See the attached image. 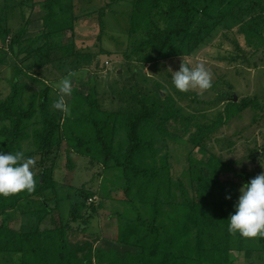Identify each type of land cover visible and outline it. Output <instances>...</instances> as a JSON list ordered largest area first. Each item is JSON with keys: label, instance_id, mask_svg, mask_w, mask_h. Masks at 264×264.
<instances>
[{"label": "rangeland", "instance_id": "374dc122", "mask_svg": "<svg viewBox=\"0 0 264 264\" xmlns=\"http://www.w3.org/2000/svg\"><path fill=\"white\" fill-rule=\"evenodd\" d=\"M20 1L0 0V8ZM36 1L25 0L26 11ZM249 1L227 0L228 3L219 8L208 4L206 13L202 10V0H192L193 15L207 23H203L205 28L198 41L193 35L200 24L190 22L181 33L172 36L163 52L147 48L135 53L134 38L129 34L132 0H73L77 18L73 29L63 32L62 43L73 41L89 56V60L78 65L74 58L61 61L40 77L54 88L61 79L69 77L72 88L84 93L93 92L103 111H142L144 103L149 108L141 123L144 139L151 140L150 153L153 159H157L155 167L159 172L164 168L159 158L163 155L169 158L170 168L165 172H169L176 183L173 192L177 198H180L181 182L186 196L195 201L199 196L214 200L229 196L236 202L241 185L264 172V51L246 57L251 49L245 47L243 35L235 30L246 19L263 12L264 0L249 14H240L239 17L219 18V11L223 14L229 7L239 11ZM31 8V23L24 33L25 38L37 34L38 19L43 14L37 4ZM100 10L103 14L98 18ZM19 11L14 6L2 12L1 25L16 30L21 20ZM179 19L177 14H172L169 20H161L159 24L162 27L173 26ZM259 27L264 29V24ZM1 35L6 40L0 43V93L5 95L9 91V81L15 75L17 62L7 50L11 35L5 31ZM192 44L194 48L189 50ZM182 63L190 67L204 64L211 75L212 87L203 95L198 89L183 93L177 91L172 84V76ZM18 80L20 83L25 81L29 91L38 89L37 82L21 74ZM234 95L236 99L233 101ZM65 101L69 105L70 96H66ZM111 125L115 130L112 132V147H118L124 153L128 143L126 132L120 123ZM164 131L170 136L167 141ZM21 149L33 150L32 139L23 141ZM54 149L46 162L56 182L54 192L47 191L45 197H36L28 205L20 203L2 212L0 225L4 223L13 230L32 232L49 229L61 221L70 228L68 241L72 246L93 241V246L130 251L139 256L142 245L146 248L150 241L148 235L137 233L143 237L137 241L138 237L133 233L127 241H137L139 245L136 246L113 241L119 236V214L122 210L129 218L133 216L123 200L126 198L124 179L116 161L111 158L103 163L71 152L64 144ZM211 155L225 169L219 176L218 186L201 188L197 176L211 177L202 163ZM27 157L36 161L33 173L43 169L41 154L35 151ZM203 184H206L205 180ZM153 187H157L161 201L162 213L158 220L166 226L175 219L182 221L175 213L173 203L166 198L164 184L141 186L144 191L139 194L134 190L128 192L141 214H149V206L142 193H150ZM48 208L50 212H47ZM238 239V234H232L230 256L236 257L240 264H264V238L243 237L240 243ZM88 247L76 250L78 259L74 264H80ZM0 264H19L18 255L0 252Z\"/></svg>", "mask_w": 264, "mask_h": 264}, {"label": "trees", "instance_id": "16d2710c", "mask_svg": "<svg viewBox=\"0 0 264 264\" xmlns=\"http://www.w3.org/2000/svg\"><path fill=\"white\" fill-rule=\"evenodd\" d=\"M24 1L0 8L2 14L6 9L15 6L20 9L21 14L16 30L9 26L3 27L0 22V34L5 31L11 35L7 50L14 55L17 62L15 75L9 81L8 93L5 95L0 93V150L15 152L19 148L26 157L36 151L42 155L40 163L43 169L33 173L37 181L33 192L22 191L8 197L0 196V214L20 203L28 205L36 197H45L47 191L54 192L56 182L53 179L52 169L46 166V162L54 148L64 144L71 152L93 157L103 163L113 158L117 167L122 170L123 191L126 197L123 200L127 202L126 207L132 211L133 216L129 218L122 210L119 214V236L113 241L136 246L139 245L137 241L143 238L137 233L151 238L146 248L143 245L139 247L142 252L137 256L130 251L120 252L93 246V241L72 246L68 241L70 228L61 221L54 223L49 229L32 232L13 230L3 223L0 225V252L16 253L19 264H74V260L78 259L76 250H83L89 245L80 264H201L205 262L240 264L236 257L229 255L232 233L228 231L227 219L233 213L236 202L229 196L218 200L199 196L195 201L186 196L181 182L179 183L181 189L178 192L180 198H177L173 192L176 183L171 174L165 172L170 168L169 158L166 155L159 158L160 164L164 167L159 172L155 167L157 159H153L150 153L151 140L144 139L141 123L145 120L149 109L144 103L142 111H103L98 106L93 92L84 93L72 88L68 105L70 114L54 109L53 104L58 99L59 93L53 85L40 77L42 73L51 66L54 67L61 61H68L71 58L75 59L76 65L89 60V56L85 55L73 41L63 44L61 39L63 32L74 27L77 18L74 11L75 2L38 0L26 11L27 5H23ZM191 1L132 0L129 34L134 38V52L147 48L157 53L163 52L172 36L181 33L190 22L201 25L193 35L198 41L205 28L203 23L205 25L207 23L193 15ZM261 2L262 0H250L246 7L239 11L229 7L223 11V14L219 11V18L249 14L254 7H259ZM225 3H228L227 0H202V10L206 12L208 4L219 8ZM34 4H37L41 11L43 10V14L38 19L37 34L25 38L24 33L31 23L30 16L33 12L31 7ZM101 14H103L102 10L98 18H101ZM172 14H177L180 19L173 26L162 27L159 21L169 20ZM260 24H264V10L246 19L236 28L235 32L242 34L245 39V47L251 49L247 56H243L250 58L264 51V29L259 27ZM101 26L103 28V24ZM0 38V43H4L6 38L2 35ZM194 44L189 45V50L194 48ZM234 44L238 46L236 41ZM19 74L37 82L38 89L27 90V83L19 82ZM169 112L170 109L167 115ZM112 123H120L126 132L128 143L124 153H121L118 147H112V132L115 131ZM165 133L166 131L163 135L167 141L170 136ZM30 138L34 143V149L22 150V142ZM202 163L211 177L205 179L198 174L201 188L206 185L212 188L218 186L219 176L225 169L224 165L212 155ZM163 172L165 173L162 174ZM204 180L206 184L201 185ZM152 183L156 186L165 185L166 198L173 203L175 213L182 221L175 219L166 226L158 220L162 211L159 207L161 201L157 187H153L150 193H142L149 206L148 215L143 216L139 207L132 203L128 192L134 190L137 185L134 192L139 194L143 190L141 186H150ZM47 212H50L49 208ZM133 233L137 235L138 240L129 243L127 240ZM242 238L239 235L238 243Z\"/></svg>", "mask_w": 264, "mask_h": 264}, {"label": "clouds", "instance_id": "9594fccd", "mask_svg": "<svg viewBox=\"0 0 264 264\" xmlns=\"http://www.w3.org/2000/svg\"><path fill=\"white\" fill-rule=\"evenodd\" d=\"M172 84L179 92L199 90L203 95L212 87V79L204 64L190 67L182 63L172 76ZM55 87L58 99L53 107L64 114H70L65 101L72 94V80L61 79ZM36 161L25 157L23 151L4 152L0 150V196L8 197L22 191L33 192L37 181L32 168ZM234 211L228 217V231L245 238H264V172L241 185Z\"/></svg>", "mask_w": 264, "mask_h": 264}, {"label": "water", "instance_id": "95a60500", "mask_svg": "<svg viewBox=\"0 0 264 264\" xmlns=\"http://www.w3.org/2000/svg\"><path fill=\"white\" fill-rule=\"evenodd\" d=\"M233 99H234V100L236 99V95L233 96Z\"/></svg>", "mask_w": 264, "mask_h": 264}, {"label": "crops", "instance_id": "0c3cea01", "mask_svg": "<svg viewBox=\"0 0 264 264\" xmlns=\"http://www.w3.org/2000/svg\"><path fill=\"white\" fill-rule=\"evenodd\" d=\"M15 4H17V3H15ZM9 6H11V5H9ZM5 16V18L7 17L6 15H4Z\"/></svg>", "mask_w": 264, "mask_h": 264}]
</instances>
